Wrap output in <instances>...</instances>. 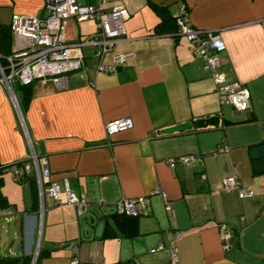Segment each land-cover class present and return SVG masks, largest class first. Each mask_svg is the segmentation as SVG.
I'll return each mask as SVG.
<instances>
[{
	"label": "crops",
	"instance_id": "obj_1",
	"mask_svg": "<svg viewBox=\"0 0 264 264\" xmlns=\"http://www.w3.org/2000/svg\"><path fill=\"white\" fill-rule=\"evenodd\" d=\"M152 1L175 2L169 14L184 4L194 26L219 33L225 48L218 70L228 82L249 88V107L235 110L220 100L203 59L190 53L173 21L155 27L161 18L147 0H105L103 8L123 4L128 11L126 33L114 51L132 54L116 70H92L94 46H83L87 76L69 73L64 88L34 81L22 119L0 82V161L11 164V179L4 183L6 170L1 187L9 205L2 208L14 210L0 213L13 223L0 239L3 255L43 248L37 264H69L75 255L79 264H171L169 246L175 244L178 264H264V169L256 172L250 156L251 146L264 148V0ZM43 4L0 0V24L15 13L42 12ZM91 20L64 18V39L85 38L96 21L92 28L82 25ZM87 46L92 49L85 51ZM109 56H103L106 63ZM122 116L133 125L108 136L105 123ZM30 144L46 157L50 180L67 178L75 193H84L93 214L87 230V211L77 216L62 192L57 203L45 196L43 211L37 193L38 208L32 207L31 183L14 178L16 162L30 161ZM219 146L227 148L216 152ZM189 153L200 160L166 163L169 156ZM227 175L255 192L239 197L237 188L221 186ZM155 187L166 194L167 209L161 193H151ZM142 195L147 207L138 215L137 234L101 237L103 226L96 234L107 206ZM220 224L231 235L226 247ZM72 240L77 249L68 246Z\"/></svg>",
	"mask_w": 264,
	"mask_h": 264
},
{
	"label": "built area",
	"instance_id": "obj_2",
	"mask_svg": "<svg viewBox=\"0 0 264 264\" xmlns=\"http://www.w3.org/2000/svg\"><path fill=\"white\" fill-rule=\"evenodd\" d=\"M105 0H97L95 4L80 3L78 0H44L42 12L37 14H13L10 20L12 41V52L1 55L5 59L4 64L0 62V82L6 86L9 98L22 119L18 98H16L13 83L19 81L28 84L31 81L50 82L58 88L68 85V74L78 72L80 76L86 77L88 67L83 53V46L89 44L94 46L92 70L112 72L130 57L132 51H114L115 44L123 37L125 32L124 19L128 11L122 4H116L110 9L103 8ZM77 19L93 18L97 21L95 31L86 35L81 40L69 42L62 35V20L66 17ZM177 30L185 35L189 41V51L194 56L203 59L204 68L213 77L219 98L221 101H228L233 109L244 110L250 105V90L239 80L227 81L224 73L218 70L219 52L225 48L224 40L216 30L204 29L194 26L188 17L186 5L180 4L174 13ZM110 52V62L104 61V55ZM133 125L129 116L117 117L107 121L104 125L106 134L109 136L116 131L127 129ZM31 146V144H30ZM227 147L219 146L216 152L223 151ZM30 161H23L14 170V178L33 173L37 182V193L40 198V208L43 211V200L45 196L50 197L54 203L59 200L60 193L65 194L66 202L75 206L77 216L89 208L84 193L77 194L70 186L67 178L62 182L50 180L49 170L46 164V157H39L31 146L28 156ZM200 160V156L189 154H177L166 158V163L173 167L177 163L190 164ZM201 175H204L203 173ZM221 186L234 187L238 189V196H252L255 190L239 186V180L235 175H227L221 180ZM160 192L169 207L166 194L158 187L151 193ZM146 196L120 197L118 200L107 206V212L125 213L128 215H140L147 207ZM13 208L0 207L1 214L13 212ZM221 240L223 246H227L230 232L224 224H220ZM179 233H175L177 238ZM69 247L77 249V242L72 240ZM171 264H178V254L175 244L169 246ZM154 251V248H150ZM69 264H79L77 256H73Z\"/></svg>",
	"mask_w": 264,
	"mask_h": 264
},
{
	"label": "trees",
	"instance_id": "obj_3",
	"mask_svg": "<svg viewBox=\"0 0 264 264\" xmlns=\"http://www.w3.org/2000/svg\"><path fill=\"white\" fill-rule=\"evenodd\" d=\"M148 4L155 10V12L160 15L159 23L155 27H158L161 24H165L167 22L173 21L175 24L174 14H169L168 6L165 4L156 3L152 0H147ZM8 24L1 23L0 24V54L7 55L12 52V41L13 37L11 35V27ZM1 64L6 63L3 57H0ZM34 81L28 82V84L20 83L19 81H15L13 83V89L18 98V103L22 114L24 113V109L28 104L29 99L32 94V83ZM23 160H19L16 162L15 166H19ZM10 163L3 164L0 161V206L5 207L9 204L7 203L6 197L3 195L1 191L2 183H3V174L6 172L7 167L10 166ZM23 177L28 182L31 183V193L33 195V203L32 207L35 209L38 208V194H37V182L35 180V176L33 173L24 174ZM23 179V178H22ZM103 231L101 233V237L107 236H126L132 237L137 234L138 228V215H128L125 213H116V212H108V217L104 219ZM45 250L43 248H39L36 254V260L34 264H37V261L40 257L44 256ZM32 254L17 252L15 254L3 255L0 254V264H30L32 260ZM115 264V263H110Z\"/></svg>",
	"mask_w": 264,
	"mask_h": 264
},
{
	"label": "water",
	"instance_id": "obj_4",
	"mask_svg": "<svg viewBox=\"0 0 264 264\" xmlns=\"http://www.w3.org/2000/svg\"><path fill=\"white\" fill-rule=\"evenodd\" d=\"M203 122H207L206 120L203 121ZM199 123V122H198ZM201 124V123H200ZM250 156L251 158L253 159V167H254V170L256 172H261L263 171L264 169V148H263V145H253L250 147ZM98 211V210H97ZM100 213V212H99ZM93 214L90 213V212H86L83 214V217L86 216L88 217L87 219H84V223H83V229L84 231L87 230V228H89L90 226V223L88 222V220L90 221L89 218L93 217L92 216ZM102 226H103V221H100L98 223V225L96 226V234L99 235L101 230H102ZM20 248L18 247V250ZM36 252H37V248L35 249V252L34 254L32 255L33 258L31 260V263L30 264H34L35 262V258H36Z\"/></svg>",
	"mask_w": 264,
	"mask_h": 264
},
{
	"label": "rangeland",
	"instance_id": "obj_5",
	"mask_svg": "<svg viewBox=\"0 0 264 264\" xmlns=\"http://www.w3.org/2000/svg\"><path fill=\"white\" fill-rule=\"evenodd\" d=\"M175 2H170V4L168 5V6H170L171 7V12H174L173 10L175 9ZM95 23V20L93 21V20H91V21H86L85 22V24H83L82 26H86L87 25V27L88 28H92V24H94ZM96 28H97V21H96V25H95V30H96ZM95 30H93V31H95ZM91 32V31H90ZM92 48L90 47V46H87V47H84V50L85 51H87V50H91ZM19 119V118H18ZM19 122H20V119H19ZM11 177V171L8 169L7 170V173L5 174V178H4V180H5V184H6V182H7V179H11L10 178ZM7 185V184H6ZM22 201V200H21ZM2 222L3 223H5L4 224V226L3 227H1L0 228V239H1V237L3 238L4 236H6L7 235V232H5L6 231V229H8L10 226H12L13 225V223H8V222H5V220H3V218L0 216V225L2 224ZM4 229H5V231H4ZM6 248H4V245H3V243H1V240H0V253L1 254H5L4 252H7V250H5Z\"/></svg>",
	"mask_w": 264,
	"mask_h": 264
}]
</instances>
